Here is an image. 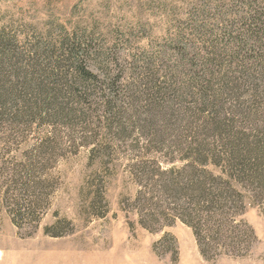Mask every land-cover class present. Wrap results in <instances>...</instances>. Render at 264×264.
Returning a JSON list of instances; mask_svg holds the SVG:
<instances>
[{
    "label": "rangeland",
    "instance_id": "374dc122",
    "mask_svg": "<svg viewBox=\"0 0 264 264\" xmlns=\"http://www.w3.org/2000/svg\"><path fill=\"white\" fill-rule=\"evenodd\" d=\"M0 264H264V0H0Z\"/></svg>",
    "mask_w": 264,
    "mask_h": 264
}]
</instances>
